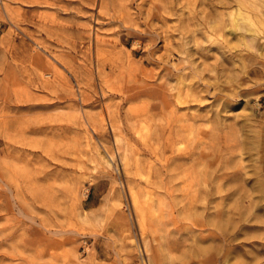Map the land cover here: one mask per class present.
I'll return each instance as SVG.
<instances>
[{
  "label": "rangeland",
  "instance_id": "1",
  "mask_svg": "<svg viewBox=\"0 0 264 264\" xmlns=\"http://www.w3.org/2000/svg\"><path fill=\"white\" fill-rule=\"evenodd\" d=\"M0 264H264V0H0Z\"/></svg>",
  "mask_w": 264,
  "mask_h": 264
},
{
  "label": "bare ground",
  "instance_id": "2",
  "mask_svg": "<svg viewBox=\"0 0 264 264\" xmlns=\"http://www.w3.org/2000/svg\"><path fill=\"white\" fill-rule=\"evenodd\" d=\"M252 3V2H251ZM238 16V15H237ZM245 16V15H244ZM241 18H242V16H240ZM248 18V17H247ZM243 19V18H242ZM249 20V19H248ZM250 21V20H249ZM246 23H248V22H246ZM242 25H244V26H240V29H243V30H245V31H249L250 29H248L247 28V25H245V22L244 23H242ZM251 25H254V24H252L251 23ZM251 27V26H250ZM234 30V29H233ZM242 42V41H241ZM246 43L248 44V47L249 46H251V45H253L252 43H253V38H251L250 40H247L246 41ZM161 102V101H160ZM253 146V145H252ZM105 159V158H104ZM189 165V164H188ZM218 187V186H217ZM223 233V232H222Z\"/></svg>",
  "mask_w": 264,
  "mask_h": 264
}]
</instances>
